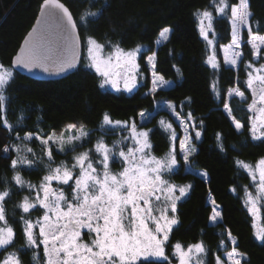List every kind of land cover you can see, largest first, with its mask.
<instances>
[{"label":"snow or ice","instance_id":"1","mask_svg":"<svg viewBox=\"0 0 264 264\" xmlns=\"http://www.w3.org/2000/svg\"><path fill=\"white\" fill-rule=\"evenodd\" d=\"M213 7L215 13L226 16L230 21L231 42L222 46L224 63L237 67L243 62L242 44L250 46L253 59L244 64L247 73L244 83L251 92V102L247 103V111L251 114L248 117V129L252 140L264 142V62L258 63L264 61V34H261L260 23L255 22L254 30L250 0H213ZM86 15L95 17L97 13ZM195 15L200 35L213 48L206 63L218 69L220 64L216 58L215 44L209 38V33L214 32L213 12L198 10ZM40 16L37 24H43L44 28L34 27L28 33L19 53L13 58V66L29 71L40 68L53 75L76 69L80 62V23L61 0H43ZM84 20L85 16H81L80 21ZM45 30H48L47 34ZM171 31L169 27L161 29L156 43L169 40ZM142 47L125 50L114 45L113 50L104 55V45L89 37L86 66L94 69L102 78L99 85L101 88L110 85L120 91L122 83L123 91L132 92L137 87V57ZM147 64L152 73L150 94L154 95L169 82L156 71V53L147 57ZM12 77V70L0 63V120L9 131L12 125L4 115V91ZM212 87L216 91L215 82ZM216 94L219 96L218 91ZM228 95L247 102L245 92L239 87L230 89ZM167 107L180 119L174 104L169 103ZM224 109L235 129L242 130L245 125L232 114V108L227 102L224 103ZM138 115L141 121H148L150 116L144 111ZM158 123L168 133L170 142L168 152L162 157L152 154L149 139L151 129L144 130L143 124L138 126L134 119L114 121L108 113L102 115V135L95 142L92 132L85 125L77 123L67 124L60 133L52 131L42 136L29 132L22 138L17 135L16 139L21 144L11 146L17 152V158L11 160V168H31L40 163L44 165L46 174L38 184H33L25 181L16 171L12 180L18 186L17 192L14 193L11 187L0 191V249L7 253L0 259V264H23L18 254L20 250L7 251L10 246H14L17 233L8 222L5 204L13 194L25 189L28 195L23 196L17 207L23 214L30 215L33 210H42L43 213L35 220L29 218V215L20 217L25 248L33 250L32 259L36 264H41V260L42 264H171L165 248L173 226L179 223L176 216L177 203L188 194L192 186L177 185L165 178L178 164V137L171 122L161 119ZM200 123L202 125L203 121ZM180 126L184 129V136L179 141V155L187 164L196 152L191 142L193 138L199 139L202 131L197 128L191 112L186 118L180 119ZM115 129L127 131L128 135L113 141L109 146L104 136ZM216 139L223 150L222 135L217 133ZM32 140L40 142V156H36L33 149L27 147L26 142ZM86 144H91V147H85ZM53 146L57 154L68 156L71 153V163L61 160L57 164ZM4 152H9V146L4 147ZM21 152L30 153L36 159H29L27 155H21ZM116 161L121 164L118 172L111 168V164ZM236 164L251 178L252 185L244 186V203L253 217L256 239L264 241V224L256 223L264 207V157L255 165L241 160H237ZM200 175L206 178L207 172ZM64 186L71 190L70 197ZM250 187L254 191H250ZM231 191L235 192L236 189L232 188ZM209 203L212 205L209 220L213 223L222 220L216 201L212 199ZM85 236L89 238L87 241ZM226 240L230 241L231 250L225 253L226 259L217 255L215 264L246 262V254L239 251L238 241L230 230H227ZM220 246H226L225 240H221ZM41 248L42 258L39 251ZM172 248L178 264H212L208 259V249L202 241L187 246L177 242Z\"/></svg>","mask_w":264,"mask_h":264},{"label":"trees","instance_id":"2","mask_svg":"<svg viewBox=\"0 0 264 264\" xmlns=\"http://www.w3.org/2000/svg\"><path fill=\"white\" fill-rule=\"evenodd\" d=\"M63 1L80 23L83 43L86 36H91L106 47L119 45L125 50H131L143 46L137 59L140 84L132 92L114 91L105 86L101 88L99 85L102 78L94 69L86 66L85 58L74 73L58 80H38L19 73L13 67V56L33 26L43 0H0V61L13 72L12 80L4 91V115L12 125V130L4 127L0 120V191L11 187L14 193L17 192L18 186L12 180L16 171L25 181L35 184L46 174L44 165L40 163L31 168H11V160L17 158V152L11 146L21 144L16 139L17 135L22 138L31 132L43 136L52 131H62L69 123H77L85 125L92 132L95 142L102 135V115L108 113L114 121L134 119L138 126L143 124L144 130L151 129L149 139L153 153L161 156L168 152L170 146L168 133L158 123L164 119L173 124L178 137V164L169 174V179L192 186L187 196L178 203L176 216L179 223L173 227L165 248L171 264L177 262L172 254V245L177 242L187 246L202 241L208 249V259L212 264H215L217 255L226 259L224 253L231 250V243L226 240L227 230L238 241L239 251L246 254L247 260L242 264H264V241L256 239L252 216L244 203V186H251L252 181L247 172L236 164L237 160H241L254 165L264 157V142L252 140L248 129V117L251 114L247 111V103L251 102V92L244 83L247 79L244 64L253 59L250 46L242 44L243 62L237 67L221 62L218 69H213L206 63L210 47L199 33L195 15L198 10L213 12L214 32L209 33V38L214 41L217 50L231 41L230 21L226 16L215 13L213 0ZM250 9L254 14V30L255 22L259 21L261 34H264V0H250ZM87 13H97V16H87ZM81 16H85L84 21H80ZM164 27L172 30L169 40L156 43L159 31ZM153 53L157 56L156 71L166 81L172 82L167 87L159 88L154 95L150 94L152 76L147 64V57ZM214 82L216 91L212 87ZM236 87L245 92L247 102L228 95L229 90ZM162 101L174 104L180 119L186 118L191 112L197 128L202 131L199 139L192 140L196 152L187 164L179 155L183 130L172 111L159 108ZM225 102L232 108V114L245 125L242 130L235 129L224 109ZM141 111L150 114L148 121L141 122L138 115ZM217 133L222 135L223 150L218 146L220 142L216 139ZM126 135L127 131L115 129L105 135L104 139L111 146L113 141ZM192 135L194 137V132ZM26 143L36 156H40L38 140ZM5 146H9L8 153L4 152ZM53 147L57 164L61 160L71 162V153L68 156L57 154ZM20 154L36 159L30 153ZM44 159L46 162V157ZM113 168H121L119 161L113 163ZM199 171L207 172V177L198 174ZM232 188L236 191H231ZM25 193H28L27 189L13 194L5 204L8 222L17 233L14 246H10L7 251L20 250L18 254L23 264H36L32 259L33 250L25 248L23 224L20 221L22 215L29 214H23L17 207ZM210 198L216 201L222 213V220L216 223L209 220L212 212ZM39 214V211L33 210L29 218ZM222 239L226 242L224 247L220 246ZM39 251L42 258V248ZM6 254L1 249L0 259Z\"/></svg>","mask_w":264,"mask_h":264},{"label":"rangeland","instance_id":"3","mask_svg":"<svg viewBox=\"0 0 264 264\" xmlns=\"http://www.w3.org/2000/svg\"><path fill=\"white\" fill-rule=\"evenodd\" d=\"M89 37H91V36H86V38H85V42L83 43V57H82V60L84 59L85 60V62H86V65L88 64V60H87V39L89 38ZM93 38V37H92ZM97 41V40H96ZM161 41H163V40H161ZM98 42V41H97ZM231 42V41H230ZM230 42H228V43H226V44H223V45H221L220 47H219V49L217 50L216 49V47H215V51H216V58H217V60L219 61V64L221 63V62H224V53H223V51H222V46H225V45H228ZM101 44V43H100ZM103 45V44H102ZM242 47V46H241ZM113 50V47H106V46H104V51H103V54L104 55H107L109 52H111ZM130 50V49H129ZM212 51H213V48H211L210 47V50H209V53H208V55H207V57L212 53ZM139 56V55H138ZM137 59H138V57H137ZM0 63H2L1 61H0ZM137 63H138V61H137ZM151 76H152V73H151ZM137 87L139 86V84H140V69L138 68V70H137ZM169 83L168 84H166V85H164V86H162V87H167V86H169V85H171L172 84V82L171 81H168ZM105 87L107 88V89H110V90H114V91H117L116 89H113L110 85H105ZM136 87V88H137ZM135 88V89H136ZM123 89V84L121 83V90L120 91H123L122 90ZM135 89H133V90H135ZM170 102H167V101H162L161 103H159V108H164V109H168V107H167V105L169 104ZM169 110V109H168ZM169 111H171V110H169ZM146 113V112H145ZM172 113V112H171ZM147 114V113H146ZM173 115H175V114H173ZM176 117H177V115H175ZM140 120H141V118H140ZM176 120L178 121V123L180 124V119H178V118H176ZM141 122H145V121H141ZM182 128V127H181ZM87 129V128H86ZM182 130H183V136H184V129L182 128ZM61 131H58V132H56V133H60ZM191 146L192 147H194L195 148V145L191 142ZM85 147H91V145H89V146H85ZM152 151V154L153 155H155L156 157H162V156H164V155H161V156H159V155H156V154H154L153 153V150H151ZM69 162V161H68ZM71 162H69V164H70ZM257 163V162H256ZM255 163V164H256ZM254 164V165H255ZM187 167H188V170H190V168H189V166L187 165ZM111 168H112V170L114 171V172H118L120 169H118V170H115L114 168H113V163L111 164ZM200 173H203L202 171H199L198 172V174H200ZM165 178L166 179H169V174H166L165 175ZM170 180V179H169ZM171 182H173V183H175V184H177V185H189V184H179V183H176V182H174V181H172L171 180ZM33 184H35V183H33ZM36 184H38V183H36ZM65 187V186H64ZM250 191H254V188L252 187L251 189H250ZM24 195H28V193H25V194H23V196ZM67 195H69V197H70V195L71 194H67ZM23 196H22V198H23ZM187 196V195H186ZM185 196V197H186ZM184 197V198H185ZM22 200V199H21ZM210 200H212V198H210L209 199V201ZM178 203H179V201H178ZM178 203H177V206H178ZM263 208L264 207H262L261 208V216L257 219V221H256V223L259 225V224H264V221H263ZM219 210H220V207H219ZM39 212H40V214L38 215V216H35V217H32L31 219H33V220H35L37 217H39V216H41L43 213H42V210H39ZM252 220H253V217H252ZM218 221H220V220H218ZM217 221V222H218ZM213 223V222H212ZM216 223V222H215ZM174 227V226H173ZM254 231H255V229H254ZM185 246V245H184ZM1 250V249H0ZM224 257L226 258V256H225V253H224ZM174 264H178V260H177V262L176 263H174Z\"/></svg>","mask_w":264,"mask_h":264},{"label":"water","instance_id":"4","mask_svg":"<svg viewBox=\"0 0 264 264\" xmlns=\"http://www.w3.org/2000/svg\"><path fill=\"white\" fill-rule=\"evenodd\" d=\"M61 2H63L69 9L70 7L63 1L61 0ZM41 7V6H40ZM70 11L72 12V10L70 9ZM73 13V12H72ZM74 16V14H73ZM75 18V17H74ZM41 19V16H40V10H39V13L37 15V18L33 24V26L31 27V29L28 31L31 32L32 29L34 27H37V28H44V25L41 24V25H38L37 24V21ZM48 30H45V34H47ZM28 33L26 34V36L24 37L18 51L15 53V55L13 56V58L19 53L21 47L23 46L24 44V41L25 39L28 37ZM78 50H79V56H80V62L79 64L77 65V68L70 71V72H66V73H62L60 75H53V74H49V73H45L42 69L40 68H34L32 69L31 71L27 70V69H24L23 67H19V66H13L15 68V70H17L19 73L23 74V75H26L28 77H31V78H34V79H38V80H58V79H62V78H65L67 76H69L70 74L74 73L80 66L81 62H82V57H83V40H82V36H81V33H80V29L78 28ZM13 61V60H12Z\"/></svg>","mask_w":264,"mask_h":264},{"label":"flooded vegetation","instance_id":"5","mask_svg":"<svg viewBox=\"0 0 264 264\" xmlns=\"http://www.w3.org/2000/svg\"><path fill=\"white\" fill-rule=\"evenodd\" d=\"M65 192H66V194H71V190L68 189L66 186H65ZM84 239H85V241H87L89 238H88V236H85Z\"/></svg>","mask_w":264,"mask_h":264}]
</instances>
